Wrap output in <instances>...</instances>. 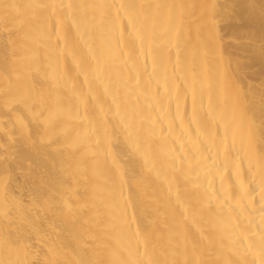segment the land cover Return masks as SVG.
Instances as JSON below:
<instances>
[{
    "label": "bare ground",
    "instance_id": "1",
    "mask_svg": "<svg viewBox=\"0 0 264 264\" xmlns=\"http://www.w3.org/2000/svg\"><path fill=\"white\" fill-rule=\"evenodd\" d=\"M0 264H264V0H0Z\"/></svg>",
    "mask_w": 264,
    "mask_h": 264
}]
</instances>
